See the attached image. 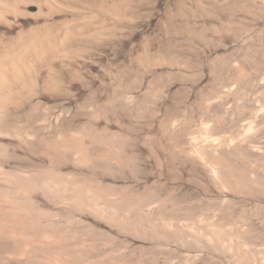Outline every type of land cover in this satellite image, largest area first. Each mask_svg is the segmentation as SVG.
<instances>
[{
  "label": "rangeland",
  "instance_id": "1",
  "mask_svg": "<svg viewBox=\"0 0 264 264\" xmlns=\"http://www.w3.org/2000/svg\"><path fill=\"white\" fill-rule=\"evenodd\" d=\"M22 55L0 264H264V0H0Z\"/></svg>",
  "mask_w": 264,
  "mask_h": 264
},
{
  "label": "bare ground",
  "instance_id": "2",
  "mask_svg": "<svg viewBox=\"0 0 264 264\" xmlns=\"http://www.w3.org/2000/svg\"><path fill=\"white\" fill-rule=\"evenodd\" d=\"M3 19V18H2ZM8 27V26H7ZM6 32V31H5ZM2 33V32H1ZM31 33V32H30ZM34 37H31L30 38V46L32 47L33 46V44H34ZM28 48V47H27ZM21 55V54H20ZM24 55H22L21 57H18V61H17V63H7L6 65H8L7 67H6V65H5V67L3 68L2 67V65L0 64V93L4 90L5 91V89H3V87H8L9 85V83L10 82H17L18 81V79H19V75L17 74V71L16 70H18V67L20 66V64H21V61H22V57H23ZM16 61V60H15ZM1 62V61H0ZM3 64V63H2ZM15 64L17 65V66H15ZM28 66V65H27ZM31 69V68H30ZM23 70V69H22ZM19 71H20V69H19ZM19 74H20V72H19ZM30 75V74H29ZM12 86V85H11ZM19 92V91H18ZM7 95V94H6ZM14 99V98H13ZM12 99V100H13ZM16 99V98H15ZM14 99V100H15ZM17 100H19V99H17ZM16 101V100H15ZM9 102V101H8ZM10 103V102H9ZM14 104V103H13ZM16 106V105H15ZM17 107V106H16ZM81 158V157H80ZM87 161V160H86ZM1 173V172H0ZM18 174V173H17ZM2 175V174H1ZM15 177V176H14ZM13 177V178H14ZM31 179V178H30ZM49 179V178H48ZM8 181V180H7ZM29 181V180H28ZM36 181V180H35ZM37 182V181H36ZM51 182V181H50ZM49 182V183H50ZM32 183V182H31ZM38 183V182H37ZM53 183V182H52ZM51 184V183H50ZM13 186H14V189H13V200L17 197V195H18V187H17V184L15 183V182H13V184H12ZM28 185V184H27ZM33 185V184H32ZM39 185V184H38ZM55 185V184H54ZM4 186V185H3ZM17 187V188H16ZM42 188H44V187H42ZM56 188V187H55ZM57 188H58V186H57ZM29 190V189H28ZM34 190V189H33ZM51 190V189H50ZM49 191V190H48ZM47 191V192H48ZM52 191V190H51ZM50 191V192H51ZM10 192V191H9ZM2 194V193H1ZM49 194V193H48ZM51 196V195H50ZM70 198H74V196H73V194H69L68 195ZM67 198V197H66ZM68 199V201H69V198H67ZM50 201V200H49ZM48 201V202H49ZM3 203V200L1 199V196H0V237L1 236H4V234H5V231L8 229L7 228V222H5V220H4V218H3V214H2V208L3 207H1V204ZM33 203V202H32ZM18 205V204H17ZM40 213H42V212H40ZM47 213V212H46ZM32 219H34V218H32ZM44 222V221H43ZM9 225H11V224H9ZM13 227V226H12ZM9 235H11L12 237H13V240H15L14 238H16L18 235L15 233V232H12V231H10L9 233H8ZM1 239V238H0ZM18 238H16V240H17ZM20 239V238H19ZM15 240V241H16ZM57 241V240H56ZM45 243V242H44ZM2 246H4V245H2ZM1 250V249H0ZM8 251V250H7ZM14 252V251H13ZM17 254V257L20 259V260H23L24 262H25V264H36V263H33L34 261H33V256L32 255H30V253L27 251V249H26V247H25V245L24 246H20L18 249H17V252H16ZM2 254V253H1ZM14 255V254H13ZM47 257V256H46ZM43 261V260H42ZM48 261V260H47Z\"/></svg>",
  "mask_w": 264,
  "mask_h": 264
}]
</instances>
